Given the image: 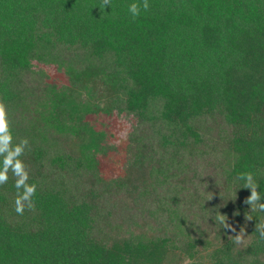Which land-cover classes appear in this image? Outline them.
<instances>
[{
    "label": "trees",
    "instance_id": "obj_1",
    "mask_svg": "<svg viewBox=\"0 0 264 264\" xmlns=\"http://www.w3.org/2000/svg\"><path fill=\"white\" fill-rule=\"evenodd\" d=\"M136 2L0 0V100L37 184L22 216L12 174L0 185V264H264V212L238 179L251 172L264 199V0H149L133 18ZM42 66L71 86H40ZM99 92L104 112L136 119L125 174L108 184L96 175L103 135L81 121ZM65 135L89 141L51 159L62 181L40 173V147Z\"/></svg>",
    "mask_w": 264,
    "mask_h": 264
},
{
    "label": "rangeland",
    "instance_id": "obj_2",
    "mask_svg": "<svg viewBox=\"0 0 264 264\" xmlns=\"http://www.w3.org/2000/svg\"><path fill=\"white\" fill-rule=\"evenodd\" d=\"M39 67H37L38 69ZM44 68V72L46 73L45 76L47 77V80H43V83L40 84V86H44V84H53L56 86V88H59L60 86H71L70 79L68 80V77L65 76L63 72L56 71L55 67L49 66ZM30 79H34L31 82L30 85V92L31 90H38L36 88L38 84L36 85V76L30 77ZM85 80V78H83ZM38 80V79H37ZM92 80V79H91ZM100 81L96 79L93 83H91V86L95 90H100ZM94 85V86H93ZM39 86V87H40ZM79 90V86L75 87ZM78 93V92H77ZM80 94V95H79ZM79 96L84 99L85 93L82 91H79ZM97 98L99 99V103L94 104L96 107L97 105L101 106V108L96 109L95 106L91 108L90 112L81 114V121L82 124L89 129V133H91V136H97L99 134L103 135V139H101V147H104V149H101L95 159L97 162V170L96 175L103 179L104 183L108 184V181L112 179H116L119 177H123L125 174L124 168L127 166V162L130 159V153L127 152L126 146L128 143V136L131 135L133 128L136 127V119L132 117L131 115L126 114H118L116 113V110L114 111V107L110 105V111L111 113H106L103 110V107L105 106L106 102L104 101L105 98L101 97V94H97ZM102 99V101H101ZM110 104V103H109ZM83 110V109H82ZM137 129V128H136ZM146 131L145 127L142 128L139 126V129L137 130L136 136L144 135V131ZM136 132V131H135ZM100 137V136H98ZM89 141L88 136H85L83 138H79L75 135H65L64 137H57L54 140H51L47 142V144H44L40 147L42 149V166L39 169L40 173H45L47 176L60 178L62 181L65 180L64 176L61 172L58 170V166L53 164L51 159L61 153L65 154H71L74 155L78 151L79 145L87 144ZM32 149L30 144L29 148L26 150ZM25 150V151H26ZM40 162L37 161L36 158H32L31 166L35 170L39 167ZM69 181H73L76 178H70L69 174ZM90 178V177H88ZM86 179H84L85 181ZM66 181V180H65ZM88 181V180H87ZM91 181V179H90ZM118 193H122L121 191H118ZM123 194V193H122ZM124 196V194H123ZM244 231H246V228L244 227ZM246 236V235H245Z\"/></svg>",
    "mask_w": 264,
    "mask_h": 264
},
{
    "label": "clouds",
    "instance_id": "obj_3",
    "mask_svg": "<svg viewBox=\"0 0 264 264\" xmlns=\"http://www.w3.org/2000/svg\"><path fill=\"white\" fill-rule=\"evenodd\" d=\"M111 0H102V8L110 6ZM150 5L149 0H138L136 3L129 5V12L133 18L140 15L141 9L148 11ZM29 148V140L21 138L14 143V137L10 127L8 110L6 104L0 100V185H4L9 180V173L14 177V187L16 189L14 199V211L17 215H23L25 210L35 211L34 197L37 192V184L29 183V169L21 159L25 154V150ZM239 180L244 181L243 188L250 190V195L244 200V203L249 206L250 212H264V199H262L259 189V184L253 178L251 172H244L238 176ZM212 194L209 196V200ZM253 218L249 214L245 216L246 221H251ZM216 220L224 229H230L236 232V229L227 222L228 218L225 215L216 214ZM255 230L259 233L260 238L264 239V220L256 224ZM244 229H240L233 237L235 243L243 242L245 238ZM183 264H194V262L185 257Z\"/></svg>",
    "mask_w": 264,
    "mask_h": 264
}]
</instances>
